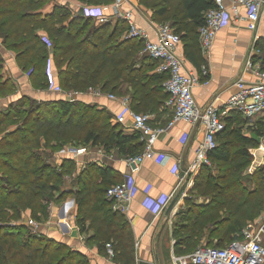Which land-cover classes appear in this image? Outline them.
Here are the masks:
<instances>
[{
    "label": "trees",
    "instance_id": "16d2710c",
    "mask_svg": "<svg viewBox=\"0 0 264 264\" xmlns=\"http://www.w3.org/2000/svg\"><path fill=\"white\" fill-rule=\"evenodd\" d=\"M48 1L0 0L2 45L15 52L17 64L29 73L35 88L46 86L44 64L51 54L58 84L63 90L99 88L116 95L128 94L131 107L137 111L167 110L164 103L169 94L163 86L167 75L149 72L157 62L144 54L138 56V49L143 48L142 40L119 41L128 29L126 21L118 19L113 25L109 22L96 24L91 18L73 17L64 27L61 23L71 16V10L57 6L50 14L42 15L39 11ZM84 1L112 3L113 0ZM140 1L152 8L157 22L171 21L177 33L181 28L185 29L180 38L187 44L191 40L194 47L198 27L204 22V12L213 4L212 0ZM40 29L47 33L51 52L37 33ZM187 56L190 57L189 52ZM11 88L10 79H0V95ZM29 101L23 96L17 103L0 109V131L21 118L20 126L0 139V264H90L87 255L65 242L32 233L24 224H11L28 208L34 220H45L49 216L48 201L67 197L75 199L76 221L79 230L88 234L87 244L97 245L99 254L106 255V244L109 243L113 261L134 264V240L128 222L123 213L112 208L113 201L106 197V189L120 182L122 176L112 167L95 162L77 168L73 157L64 156L55 167L47 158L68 143L86 148L99 146L106 153L112 150L121 158L134 156L143 149L139 132L125 133L123 125L113 123L112 114L96 103L61 98L33 100L30 107H23ZM167 115L170 118L172 113ZM240 118L241 115L233 114L226 120L224 129L216 135V147L208 153L209 160L227 165L225 171L206 173L204 177L200 173L194 178L191 188L210 200L206 205L191 204L187 210L178 213L182 214V221L174 234L185 235L176 239V252L194 251L205 231H209L207 243L202 245L224 246L225 239L230 241L231 234L241 231L247 220L264 210L263 198L250 208L252 193L238 188L230 178L236 166L232 165L233 157L226 149L227 145L234 146L238 156L244 158L248 157L247 150L232 140L235 134L245 143H255L229 126L230 121ZM258 123L260 126L255 127L254 132L261 136L264 122ZM47 146L50 153L40 151ZM247 164L242 160L238 166L245 168ZM71 172L75 175L71 179L72 188L62 190L63 176H69L68 173L71 176ZM254 175L264 182V159ZM214 238L217 240L213 243Z\"/></svg>",
    "mask_w": 264,
    "mask_h": 264
},
{
    "label": "crops",
    "instance_id": "0c3cea01",
    "mask_svg": "<svg viewBox=\"0 0 264 264\" xmlns=\"http://www.w3.org/2000/svg\"><path fill=\"white\" fill-rule=\"evenodd\" d=\"M115 3L116 0H113L112 3L88 2L84 0H49L39 12L42 15H46L50 14L57 6L68 7L71 10V16L61 23V26L67 27L73 17H84L82 15L83 6H101L105 8L104 14L108 18L107 22L111 23V25L118 19L124 20L128 24L125 18L112 17V5ZM118 8L121 12L130 11V19L133 24L140 29H145L148 39H155L153 23L161 22L154 20L152 8L140 0H121ZM245 13L246 10L242 6H238L235 11H230L229 23L217 31L212 48L208 54H204L201 49L198 33L196 47L191 44V40L187 44L182 38L177 45L176 52L182 59L183 71L193 74L198 79V83L193 86L192 92L195 102L200 106L209 103L221 106L230 93L235 90V83L238 78L253 79L251 70L246 67V60L249 55L252 56L254 65H259L261 68L264 66V50L262 49L264 41L258 40L256 43H252L253 33L246 28ZM152 21L153 23H151ZM185 21L190 22V20ZM257 31L258 33L264 32V19L259 21ZM125 32L121 34L119 41L125 39ZM37 33L42 37L48 50L51 52V42L45 40L47 38L46 31L40 29ZM184 34L185 29L181 28L179 35L183 37ZM194 48L196 50L193 51ZM188 52L190 57L187 56ZM141 54L143 55L142 50ZM50 56L52 57L51 54ZM0 58V75H2V79H10L15 87V94L12 96H0V107L6 106V104L11 103L21 95L31 96L39 101H54L62 98L61 93L52 89L33 87L26 72L16 63L15 54L5 49L2 45L1 38ZM51 60L52 66L56 70L53 58ZM156 67L157 65L153 66L149 72L158 73ZM102 92L105 93L104 91ZM121 98H127L129 107L134 112L148 114L150 116L149 123L152 126H162L172 117L171 115L168 118L169 115L167 113H173V110L170 107H166L165 104L164 106L167 110L161 108L157 112L134 110L130 105V96L128 94L116 95V99H109L105 94L95 96L87 90L76 97L78 100L96 103L106 108L112 114L111 121L113 123H116L114 117L123 107ZM19 126L20 123L17 126L15 124L9 125L5 132L12 131ZM123 130L125 133L134 132L129 117L126 118V122L123 124ZM184 133L187 135V138L182 141L181 137ZM203 136L204 132L201 125H189L183 121L174 122L173 126L167 132L161 134L155 141V157L146 159L135 175L138 192L123 212L133 235L134 264H138L139 261L150 264H175L173 260L174 256L181 257L182 263L190 264L187 262L186 257L193 251H174L176 240H173L174 236L171 233V225L181 210H187L191 204L206 205L210 200L208 196L192 194L194 190L191 188L193 175L196 172L193 167L195 149L203 139ZM57 155L56 152L52 155L50 161L52 165L60 164L61 157L65 156ZM159 157H162L161 161ZM74 159L77 168L85 166L88 162H95L100 166L112 167L121 176L128 171L123 158L117 156L112 150L106 153L99 146L85 147V151ZM148 183L151 185V188L148 192H145L144 187ZM183 185V190L168 214L166 213V208L161 213H156L150 209L151 203L160 194H171L172 200ZM61 189L68 191L71 187H61ZM76 208L75 200L69 198H66L65 201L58 205L52 206L49 217L50 223L41 224V233L57 241L65 242L81 251L87 255L90 264H118L112 260V256L107 255L108 253L100 255L97 245L87 244L86 238L88 234L79 230L76 221ZM21 218H23V221H28L30 219V210H25ZM249 224L250 220H247L241 231L230 235L232 238L230 241L229 239L224 240V245L235 239H239L242 236L243 230ZM208 232L205 231L201 237L199 242L201 245L207 243L206 236ZM216 240L214 238L213 241L216 242Z\"/></svg>",
    "mask_w": 264,
    "mask_h": 264
},
{
    "label": "built area",
    "instance_id": "2783aa9c",
    "mask_svg": "<svg viewBox=\"0 0 264 264\" xmlns=\"http://www.w3.org/2000/svg\"><path fill=\"white\" fill-rule=\"evenodd\" d=\"M112 5V17H122L128 22V29L124 33L125 39L138 38L143 41L142 53L157 62L158 73H165L166 80L163 86L169 94L165 106L173 110L171 119L162 126H152L149 123L150 116L144 113H136L130 109L127 98H121L123 107L114 117L117 123L124 124L129 117L134 131L139 132L143 149L134 156L124 157L123 160L128 169L122 175L120 182L110 185L106 189V197L113 201V208L124 212L128 203L138 192L135 175L146 159L155 157L154 143L159 136L167 132L176 121H183L189 125H201L204 136L195 149L193 167L198 168L209 162L208 153L217 145L216 135L224 129L226 120L233 114H239L244 119H252L256 115L264 114V70L259 65H254L252 56L246 60V67L252 72L253 79L238 78L235 90L230 93L221 106L209 103L203 106L195 102L193 86L198 79L191 73L183 71L182 59L177 55L176 49L181 41L171 23L154 24L155 39H148L145 29L136 27L130 19V11L121 12L119 2ZM212 6L204 12V22L198 27L199 41L204 54H208L212 48L217 31L229 23L230 11H235L238 6L245 8L246 28L253 33L252 43L258 40L264 41V32L258 33L259 21L264 19V0H212ZM101 6L85 5L82 7V15L91 18L97 24L106 23L108 18ZM62 99L73 101L84 91L59 90ZM95 96L104 94L99 88H89ZM109 99H116L113 93H106ZM184 133L181 140H186ZM84 151L83 148H70L60 150L57 156L64 154L76 158ZM160 161L162 157H159ZM159 161V162H160ZM151 185L148 183L144 191L148 192ZM172 195L162 193L151 203L150 209L161 213L170 203ZM33 224V223H32ZM264 219L257 225H248L239 239H235L225 246L200 245L186 259L190 264H264ZM108 255L113 256L110 244H106ZM175 264L182 263V258L174 256Z\"/></svg>",
    "mask_w": 264,
    "mask_h": 264
},
{
    "label": "rangeland",
    "instance_id": "374dc122",
    "mask_svg": "<svg viewBox=\"0 0 264 264\" xmlns=\"http://www.w3.org/2000/svg\"><path fill=\"white\" fill-rule=\"evenodd\" d=\"M166 22V21H164ZM162 23V22H161ZM170 23V21L168 22ZM45 40H48L47 38H45ZM141 48L138 49V56L139 57H142V54H141ZM264 50V49H263ZM13 52V51H12ZM15 54V52H13ZM52 57L50 56V54L48 55L46 61H45V64H44V69L46 71V76H47V80H46V86L44 88H49V89H52L54 91H57L58 93L60 92L59 90H61L62 88L59 86L58 84V80H57V75H56V70H54L53 66H52ZM16 61V59H15ZM17 63V61H16ZM65 65L66 62H65ZM65 65H63L62 67H65ZM264 67V66H263ZM26 72V71H25ZM26 74L28 75L29 77V73L26 72ZM2 76V75H1ZM0 76V79L2 80ZM30 79V78H29ZM31 82V81H30ZM32 85V84H31ZM33 86V85H32ZM34 87V86H33ZM43 89V88H42ZM63 90V89H62ZM15 92V87L13 85V88H11L9 91H7V93L5 94H2L0 95L1 97H6V96H12ZM85 92V91H84ZM106 93L108 92H105L104 94L106 95ZM118 94V93H117ZM23 96H26V95H21L19 98L13 100L11 103H14L16 101H18L21 97ZM29 98L30 101H39V100H36L34 98H32L31 96H26ZM26 102L25 103V106L23 107H30V104H32V102ZM44 101V100H43ZM83 101V100H82ZM86 102V101H85ZM11 103H8L6 104V106L4 107H0V109H5L6 107H8ZM17 103V102H16ZM23 102L20 103V105H22ZM88 103V102H87ZM92 104V103H91ZM99 106V105H98ZM27 108V107H26ZM172 109V108H171ZM21 118H18V119H15L12 124H10L11 126L15 124V126L18 125V123L20 122ZM263 121L264 122V114H259V115H256L255 117H253L252 119H244V118H240V120L238 121H230L228 124L229 126L232 128V129H238V133H240L241 135H243L244 137H247V138H250L252 139L255 143H245L240 135H236L235 134V137H233V141H236L237 143L239 142V147H243L247 150V153H248V157H240L238 156V152H236L235 150V147L232 146L231 144L230 145H227V150L230 151V153H232V159H231V162L233 163L232 165H235L236 167L233 168V172L231 173L230 175V178L232 181L235 182V184L237 183V186L238 188H244L245 190H249L250 192L249 193H252V198H251V203L249 204V207L252 208V206L257 203V201L259 199H264V182H261L260 180H258L256 178V176L254 175V172L256 171V169L258 167H260L262 164H263V159H264V134L259 136L257 135L255 132H254V129L255 127H259V123L258 121ZM258 123V124H257ZM261 124V123H260ZM262 125V124H261ZM17 128V127H16ZM6 130V129H4ZM7 132V131H6ZM5 131H0V139L3 137V135H5L6 133ZM2 134V135H1ZM218 143V142H217ZM74 144V143H73ZM71 145V144H65L62 146V148L60 150H66V149H70V148H76V149H81L83 148L84 151H85V147L84 146H81V145ZM60 150H58L57 152H59ZM1 151V150H0ZM40 151H45V152H51V149L47 146L45 149H40ZM83 151V152H84ZM56 152V153H57ZM82 152V153H83ZM1 153V152H0ZM55 153V152H54ZM65 156H69L67 154H64ZM63 155V156H64ZM52 157V156H51ZM51 157L50 158H47V161L48 163H50L51 161ZM242 160L244 162H247V166L245 168H241L239 165V163L242 162ZM55 164V163H53ZM231 165V164H230ZM55 167H58L59 164L57 165H53ZM205 167V168H204ZM225 167H227V165H224L222 164L221 162H214V161H211L209 160V162L207 164H202V166L196 168V172L195 174L193 175V183H192V186L194 184V178L200 174L201 177L203 175H205L206 173H212V174H217V173H223L225 170ZM204 168L202 171L201 169ZM69 176H70V173H68ZM74 173L71 172V176L69 177L68 175H65L63 176V182L60 186L61 187H71L72 188V185H71V179L75 176L73 175ZM204 177V176H203ZM107 185H110V184H107ZM106 185V186H107ZM261 190V191H260ZM192 194H197L199 195L198 193L196 192H192ZM56 195V194H55ZM69 199H72V200H75L73 197H67ZM65 199L63 200H60V201H56V200H50L48 201L47 203V206H48V218H46L45 220H34L32 217H31V212H30V219L27 221H23L21 218L23 216V214L25 213V210L21 211V215H20V218L16 221H12L11 224H18V225H21L24 223V225H26V227L32 232V233H35V234H39L41 233V224L43 225V223H50V220H49V217H50V212H51V207L54 206V205H58L60 204L61 202L65 201ZM29 209V208H28ZM186 209V208H185ZM264 219V210L260 211L258 214H256L254 217H252L250 219V225H257L260 223L261 220ZM182 221V214H179L175 220L173 221L172 225H171V233L174 234V231L177 229L178 227V224L181 223ZM33 223V224H32ZM44 234V233H42ZM46 235V234H44ZM185 233H181L179 232L178 235H173L174 238L173 240H176L178 239V237H182L184 236ZM47 236V235H46ZM208 237V234L207 236ZM207 239V238H206ZM214 242V241H213ZM262 243L264 244V236H263V239H262ZM201 245L200 243H198L195 247ZM213 245V244H211ZM225 246V245H224ZM194 247V248H195ZM178 249H175L174 247V251ZM184 250V248H183ZM176 252V251H175ZM184 252H187V251H184ZM190 252H192L190 250ZM108 253V252H107ZM185 254V253H184ZM108 255V254H107Z\"/></svg>",
    "mask_w": 264,
    "mask_h": 264
},
{
    "label": "water",
    "instance_id": "95a60500",
    "mask_svg": "<svg viewBox=\"0 0 264 264\" xmlns=\"http://www.w3.org/2000/svg\"><path fill=\"white\" fill-rule=\"evenodd\" d=\"M184 185L179 189V191L177 192V194L172 198V200L170 201V203L167 205L166 207V213L168 214L169 211L171 210L173 204L175 203V201L177 200L178 196L180 195L181 191L183 190ZM138 264H150L148 262H144V261H139Z\"/></svg>",
    "mask_w": 264,
    "mask_h": 264
}]
</instances>
